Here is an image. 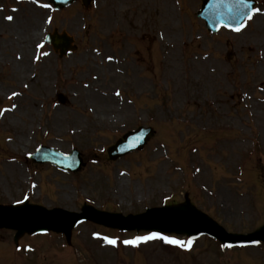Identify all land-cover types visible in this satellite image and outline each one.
Wrapping results in <instances>:
<instances>
[{"label": "rangeland", "instance_id": "rangeland-1", "mask_svg": "<svg viewBox=\"0 0 264 264\" xmlns=\"http://www.w3.org/2000/svg\"><path fill=\"white\" fill-rule=\"evenodd\" d=\"M254 1L261 11L245 29L208 33L195 14L200 0H78L60 10L48 0H0V205L28 195L46 208L135 215L181 204L232 233L259 228L264 0ZM53 29L77 48L58 58L44 40ZM10 120L27 125L24 143ZM138 125L155 129L143 149L108 159L107 147ZM39 144L74 147L85 166L68 173L32 162L26 155ZM241 166L240 178L256 179H236ZM98 225L87 219L67 235L0 228V264H264V242L225 251L201 236L189 252L161 240L131 247L123 241L142 231Z\"/></svg>", "mask_w": 264, "mask_h": 264}, {"label": "water", "instance_id": "water-1", "mask_svg": "<svg viewBox=\"0 0 264 264\" xmlns=\"http://www.w3.org/2000/svg\"><path fill=\"white\" fill-rule=\"evenodd\" d=\"M58 4L69 2V0H57ZM245 3L242 0H204L200 15L205 19L208 28H212L220 23H226L231 19L239 17L244 13ZM139 143L134 147H141L142 139L146 138L148 130H139L137 132ZM131 137H129L126 142ZM118 148H114L110 153L111 156H115L126 152L132 148H127L125 142ZM123 146V148H121ZM120 150L116 151L117 149ZM42 159H49L53 163L64 166L65 157L59 156L49 149H43L40 152ZM39 159V158H37ZM78 166L74 163L73 167L69 169H76ZM87 215H93V217L107 223L108 225H118L120 227H157L166 230H182L188 229L192 232L207 231L210 234L219 238H228L230 240L244 239L245 238H263L264 239V226L257 232L247 236H234L224 232L223 229L214 225L210 220L197 214L194 211L188 210L186 213H180L176 210H156L151 211L149 215H139L137 217H121L119 215H102L95 212L85 210L82 214L68 213L62 210H58L55 213L42 212L37 209H22V210H0V225L22 227V228H41L45 226L51 227H63L68 228L74 225L80 218Z\"/></svg>", "mask_w": 264, "mask_h": 264}, {"label": "snow or ice", "instance_id": "snow-or-ice-1", "mask_svg": "<svg viewBox=\"0 0 264 264\" xmlns=\"http://www.w3.org/2000/svg\"><path fill=\"white\" fill-rule=\"evenodd\" d=\"M45 7H47L48 5H44ZM261 10L260 9H257V8H253L251 10V13L247 14L248 16V19H251L252 18V14H255L257 12H260ZM6 19L8 20H12L13 17L12 16H8L6 17ZM244 27V24L243 22H241V24L239 26H237L234 30L235 31H240V29ZM109 59H111V57H109ZM16 93H13V96H15ZM117 95H119V93H117ZM13 107H15V105H13ZM25 199H27V197H25ZM19 203V201H18ZM151 239H160L162 241H164L165 243H168V244H173V245H179L181 247H188L191 245V241L189 240L187 243H185L184 241H179L173 237H169V236H164V235H158V234H151L149 236H137L135 237L133 240H125L123 241L124 244L128 245V244H131V245H136L138 244L139 242H142V241H148V240H151ZM104 240L105 242L109 243V244H112V245H115L116 241L114 239H109L108 237H104Z\"/></svg>", "mask_w": 264, "mask_h": 264}, {"label": "bare ground", "instance_id": "bare-ground-1", "mask_svg": "<svg viewBox=\"0 0 264 264\" xmlns=\"http://www.w3.org/2000/svg\"><path fill=\"white\" fill-rule=\"evenodd\" d=\"M22 43H23V42H22ZM21 70H22L21 67H19V68H18V66L15 67V74L17 73V74L22 75L21 72H20ZM90 97H91V95H90ZM20 116L23 118L22 115H20ZM10 121H11L10 124L13 125L14 130L19 134V135H18V138L16 139L17 142H19V144L24 143L25 141H24L23 137L26 136V134H27V125H25V124H23V123H20V124L18 125L16 121H14V120H10ZM176 211H179L180 213H186V212H187V211L184 210V209H181V210L178 209V210H176Z\"/></svg>", "mask_w": 264, "mask_h": 264}]
</instances>
